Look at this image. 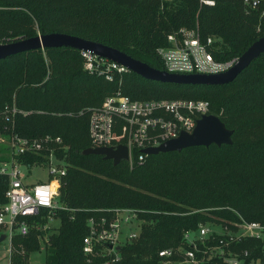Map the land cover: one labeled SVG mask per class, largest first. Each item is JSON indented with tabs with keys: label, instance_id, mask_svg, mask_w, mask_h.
<instances>
[{
	"label": "trees",
	"instance_id": "obj_1",
	"mask_svg": "<svg viewBox=\"0 0 264 264\" xmlns=\"http://www.w3.org/2000/svg\"><path fill=\"white\" fill-rule=\"evenodd\" d=\"M260 9H264V0ZM212 37L213 57H239L264 35L256 11L241 0H0V43L37 34L61 32L99 42L164 69L156 49L180 28ZM260 29L258 30V28ZM120 92L131 99H203L209 113L233 131L232 144L192 146L149 155L140 165H113L102 155H83L91 147L89 109ZM16 108L10 122L6 108ZM0 134L26 138L59 136L57 156L67 164L60 177V207L53 210L56 227L42 230L47 209L29 218L25 235L12 237L9 264H29V255L44 246L41 264H105L82 251L87 219L126 207L141 220L136 239L119 250L109 264H162L158 251L176 247L184 231L200 223L243 216L264 223V53L224 85H192L147 80L128 71L112 81L87 73L79 50L52 47L0 60ZM50 146H54L53 143ZM10 159L0 149V164ZM23 166L45 163L44 153L18 157ZM8 177L0 175V205L6 200ZM39 236L46 238L40 241ZM244 264H262L261 243L252 238L232 243ZM207 264H226L214 257Z\"/></svg>",
	"mask_w": 264,
	"mask_h": 264
},
{
	"label": "built area",
	"instance_id": "obj_2",
	"mask_svg": "<svg viewBox=\"0 0 264 264\" xmlns=\"http://www.w3.org/2000/svg\"><path fill=\"white\" fill-rule=\"evenodd\" d=\"M213 5L214 0H200ZM247 12L257 11L264 22L263 0H241ZM260 27L258 28V30ZM214 39H202L192 29L180 28L169 33L166 45L156 49L164 69L170 73H219L230 68L238 57L217 61L212 50ZM83 69L92 75L112 81L128 72V68L107 58L98 57L89 50H79ZM16 108H6L3 118L10 122ZM209 114V103L203 99H131L116 92L104 98L99 106L89 109L88 134L91 147H112L125 145L128 149L127 164H143L150 154L143 149L159 146L176 138L182 131L192 132L197 119ZM10 159L0 164V175L8 177L4 192L5 202L0 205V228H7L11 240L15 234L25 235L33 225L28 219L47 209V221L38 225L42 230L53 227L56 219L53 210L60 207V177L67 164L57 156L56 146H62V139L46 135L43 138H26L11 134L9 139ZM53 143L54 146H50ZM44 153L45 163L33 162L23 166L18 157L26 154ZM33 167H47L48 179L36 183L26 182L28 171ZM27 168V173L24 171ZM109 213L87 219V233L83 238L82 251L89 259L94 255L108 257L105 264L121 258L119 248L136 239L141 221L131 208H113ZM241 218V217H240ZM57 220V219H56ZM6 235V234H5ZM7 236V235H6ZM42 242L47 239L39 236ZM252 238L261 243L264 258V223L238 219L227 223H200L196 229L184 231L181 243L176 247L158 251L162 264H207L218 257L226 264H244L239 252L228 249L232 243ZM44 249V246H42ZM264 263V259L262 264ZM250 264H254L252 261Z\"/></svg>",
	"mask_w": 264,
	"mask_h": 264
},
{
	"label": "water",
	"instance_id": "obj_3",
	"mask_svg": "<svg viewBox=\"0 0 264 264\" xmlns=\"http://www.w3.org/2000/svg\"><path fill=\"white\" fill-rule=\"evenodd\" d=\"M52 47H68L77 50H89L98 57L107 58L122 64L129 71L152 81L175 84L192 85H224L232 82L236 76L246 68L259 55L264 53V35L255 40L227 70L219 73H170L163 69H157L148 64L134 59L116 48L99 42L84 39L75 35L61 32L37 34L32 37L19 38L17 40L0 43V60L19 53L31 50ZM233 131L228 129L221 119L214 114H204L196 121L192 132L182 131L176 138L167 140L159 146L143 149V152L156 155L171 151H181L192 146L209 147L211 144L220 146L232 144ZM83 155H102L105 159L112 160L113 165L119 164L128 158V149L125 145L112 147H88L82 151ZM6 238L0 234V242Z\"/></svg>",
	"mask_w": 264,
	"mask_h": 264
},
{
	"label": "rangeland",
	"instance_id": "obj_4",
	"mask_svg": "<svg viewBox=\"0 0 264 264\" xmlns=\"http://www.w3.org/2000/svg\"><path fill=\"white\" fill-rule=\"evenodd\" d=\"M0 149H3L8 152L9 143L7 137L0 134ZM24 171L27 173V168H24ZM48 179V169L47 167H33L28 171V176L26 178V182L36 183L40 181H46ZM244 219L243 216H238V219ZM140 220V219H139ZM236 219H227V221H234ZM141 221V220H140ZM214 222L207 221L206 223ZM59 220H54L52 225L53 227L58 226ZM50 230H54L53 228H49ZM0 234H6V238L0 242V264H9V250L11 240L9 238L8 229L0 228ZM39 248L38 251L32 252L29 255V264H41L44 261V249L42 247ZM242 264V263H240ZM264 264V263H263Z\"/></svg>",
	"mask_w": 264,
	"mask_h": 264
}]
</instances>
